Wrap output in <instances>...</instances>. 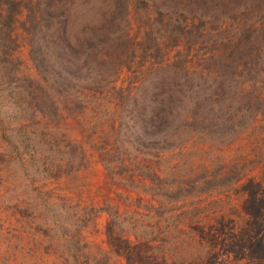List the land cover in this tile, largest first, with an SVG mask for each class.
<instances>
[{"label": "trees", "instance_id": "16d2710c", "mask_svg": "<svg viewBox=\"0 0 264 264\" xmlns=\"http://www.w3.org/2000/svg\"><path fill=\"white\" fill-rule=\"evenodd\" d=\"M132 5L138 10L154 7L159 11L165 34L151 24L146 40L154 42L157 50L166 37L172 39L173 47L183 45L188 76H191L195 46L205 44L204 61L211 62L213 70L203 75L216 76L220 84L212 95L216 105L227 103L229 92L239 84L246 89L247 81L241 82L242 77L249 80L251 75L253 82L264 79V0H190L181 9L174 0H0V108L14 113L12 120L2 122L0 128V163H18L22 168L33 169V174L27 177L30 189L11 198L8 205L14 214L35 224L36 233L60 240L57 246L61 248L58 257L62 264H112L110 252L95 257L83 240V231L94 221L97 209L70 204L67 208L74 210L71 217L57 227L43 216L46 205L56 200L49 195L47 182L80 169L87 157L83 147L69 134L61 132L59 123L64 111L84 114L93 109H114L121 111L120 115L134 126L140 121L147 127L170 128L175 127L182 105L195 98L183 89L190 79L180 84L170 82L163 93L149 95L140 94L138 86L119 85L114 78L127 59L134 61L137 54L136 48H130L133 40L129 31L120 32ZM24 9L27 16L22 26L38 72L36 78L20 75V62L15 56L19 46L15 31L18 16ZM165 14L169 18L167 23H164ZM211 19L218 23L217 28L208 29ZM181 38L187 40L181 44ZM112 101L114 106L110 104ZM260 101V113L264 115V98ZM198 107L186 117L184 126L194 129L197 123L212 118L219 125L225 119L214 108L200 116ZM226 120L232 121V118ZM5 173L0 168V185L7 178ZM243 187L246 197L241 212L248 225L234 226L236 232L248 226L256 233L263 227L264 186L250 179ZM45 198L47 204H43ZM107 211L111 216L107 234L113 236L114 229L123 232L118 229L119 223L122 225L119 209ZM159 214L163 217L167 212ZM182 214L181 228L167 226L166 242L186 252L185 264H216L217 228L214 225L206 228L199 220L192 221L190 209ZM220 215L224 222L225 216ZM132 235L135 234L120 237V242L125 243L123 248L136 243ZM206 235L210 237L205 240ZM247 248L256 256L239 264H264V233L261 237L251 234ZM170 257L166 253L155 259L168 262Z\"/></svg>", "mask_w": 264, "mask_h": 264}, {"label": "rangeland", "instance_id": "374dc122", "mask_svg": "<svg viewBox=\"0 0 264 264\" xmlns=\"http://www.w3.org/2000/svg\"><path fill=\"white\" fill-rule=\"evenodd\" d=\"M174 1L181 9L190 0ZM26 16V9L18 16L15 34L19 46L15 56L20 62V75L36 78L38 72L22 26ZM161 19L163 17L154 7L138 10L130 6L120 32L129 31L133 40L130 48H136L137 54L134 61L127 59L114 78L119 85L138 86L140 94L147 92L149 95L163 93L170 82L180 84L190 79L183 89L195 98L182 105L175 127L170 128L164 125L159 129L147 127L140 121L134 126L120 115L121 111L114 109H93L84 114L65 110L60 130L83 147L87 157L80 169L47 182L49 195L56 200L48 205L47 198L44 199L43 204L47 205L43 216L57 227L71 217L74 210L67 208L70 204L95 208L98 211L94 221L83 231V240L93 256L101 257L110 252L112 264H185L186 252L179 250L176 244L167 243L164 232L171 225L181 228L182 213L190 209L192 221L199 220L206 228L210 225L217 228L216 264L248 261L256 256L247 248L248 238L251 234L262 236L264 221L256 233L248 226L240 232H236V228L248 225L241 212L246 197L243 186L250 179L264 186V115L259 109L260 100L264 98V79L253 82L251 75L249 80L242 77L241 82L247 81L246 89L239 84L229 92L231 102L227 99V103L216 105L212 95L220 84L216 76L203 75L213 70L211 62L204 61L205 44L195 46L191 76H188L184 69L183 45L173 47L172 39L166 37L157 50L154 42H147L146 33L151 24L165 34ZM168 19L165 14L164 23ZM211 20L208 29L217 28L218 23ZM180 40L183 44L187 39ZM196 107L200 116L205 110L214 108L218 116L225 119L219 125L212 118L197 123L194 129L184 126V120ZM1 110L0 128L2 122L12 120L14 115L6 108ZM229 118L232 121L226 120ZM0 168L7 177L0 185V264H62L58 257L61 248L57 246L60 240L36 233L35 224L14 214L8 205L11 198L30 189L27 177L33 174V169L6 161L0 163ZM109 208L119 209L122 215V225L118 222V229L123 232L114 229L113 236L107 234L111 222ZM164 212L167 214L162 217L159 213ZM220 214L225 216L224 222ZM233 230L236 234H230ZM132 233L136 243L123 248L125 243L120 242V237ZM208 237L206 235L205 240ZM166 253L171 256L169 261L157 262L155 258L166 256Z\"/></svg>", "mask_w": 264, "mask_h": 264}]
</instances>
